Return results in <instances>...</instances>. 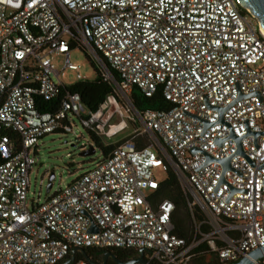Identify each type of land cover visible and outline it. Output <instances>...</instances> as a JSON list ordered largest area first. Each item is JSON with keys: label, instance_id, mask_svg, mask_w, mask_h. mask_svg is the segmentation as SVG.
<instances>
[{"label": "built area", "instance_id": "obj_1", "mask_svg": "<svg viewBox=\"0 0 264 264\" xmlns=\"http://www.w3.org/2000/svg\"><path fill=\"white\" fill-rule=\"evenodd\" d=\"M244 9L236 0H0V264H56L82 247L189 264L199 240L174 233L172 201L151 198L156 167L203 213L211 230L201 240L220 262L264 245V32ZM70 41L115 90L93 111L63 91L50 60L59 53L77 69ZM134 85L146 96L160 89L169 106L135 108ZM37 97L59 100L40 112ZM122 107L137 123L129 135L63 189L28 199L39 138L72 132L75 119L109 138L128 127Z\"/></svg>", "mask_w": 264, "mask_h": 264}, {"label": "trees", "instance_id": "obj_2", "mask_svg": "<svg viewBox=\"0 0 264 264\" xmlns=\"http://www.w3.org/2000/svg\"><path fill=\"white\" fill-rule=\"evenodd\" d=\"M239 7L243 13L246 12L244 8L241 6ZM70 45V48L78 47L81 51H83V46L79 42L70 41ZM87 60L94 70V78L92 80H78L73 84L64 86L63 91L78 93L86 108L93 111L101 102L104 101L107 94L114 93L115 90L112 82L106 81L102 78L100 73L101 71L97 64L95 62H91L88 58ZM109 70L114 79L118 80L115 72H113L110 68ZM58 98L59 97L51 100H43L37 97L36 106L38 111L44 112L55 109L59 100ZM129 101L139 110L161 109L169 106V102L163 98L160 89H157L151 96H146L135 85L131 88ZM87 132L94 143V148H98L100 150L101 158L106 157L108 151L113 147L114 143L104 144L100 136H97L88 130ZM188 197L186 189L180 184L174 173L170 170L166 171L165 178L159 182L158 187L151 193V198H153V200L168 199L172 201L174 209L171 214V221L174 226L175 234L184 238L188 243L193 239L199 240V242L192 249L193 257L190 264H226L220 262L215 254L209 250L206 239L201 240L203 234L209 233L211 229L206 223H204L205 216L202 212L198 209H194L192 212L189 210ZM201 221L203 222L199 227H197V223ZM82 249L89 259L95 263L101 262L104 250H109L121 261H128L135 255H138L137 250L129 248L82 247ZM69 256L70 255H67L56 264H63ZM81 259H83L82 252L76 251L74 254V261ZM107 264L115 263L108 259Z\"/></svg>", "mask_w": 264, "mask_h": 264}, {"label": "rangeland", "instance_id": "obj_3", "mask_svg": "<svg viewBox=\"0 0 264 264\" xmlns=\"http://www.w3.org/2000/svg\"><path fill=\"white\" fill-rule=\"evenodd\" d=\"M254 22L256 21L254 20ZM50 60L59 71V80L67 85L78 81L77 74H80L81 80H92L94 78L95 73L91 64L85 54L77 47L71 48L68 56L69 62L77 65V69H70L66 66L65 55L51 53ZM122 110L124 120L127 122L128 127L120 132L114 133L109 138L105 135L100 136L104 144L120 141L132 132L133 127H137V123L133 124L129 121L124 107H122ZM118 121L119 116L115 115L110 120V124L115 125ZM144 140L146 142L145 137ZM71 144H75V146ZM91 145H94V143L87 130L81 126L77 119L74 120L72 132L66 134L47 133L39 138L36 154L34 155L37 162L29 173L28 199H39V202H41L46 195L58 189H63L79 174L96 166L101 159V153L98 148H96L95 153L92 155H79L81 150ZM51 173L54 175L52 180L49 179ZM153 175L156 180L162 181L166 176V172L161 167H156L153 169ZM48 183L51 184V188L46 192ZM150 191V189H146L145 193H149Z\"/></svg>", "mask_w": 264, "mask_h": 264}, {"label": "water", "instance_id": "obj_4", "mask_svg": "<svg viewBox=\"0 0 264 264\" xmlns=\"http://www.w3.org/2000/svg\"><path fill=\"white\" fill-rule=\"evenodd\" d=\"M239 6L242 8H246L258 21V24L260 28L262 27L264 30V0H236ZM237 141H239V138H237ZM72 146H75V144H71ZM95 148L91 145L86 149H83L79 152V155L81 156H89L95 153ZM193 151L196 150V148L192 149ZM239 151H241L239 147ZM208 159H210L209 156H207ZM223 168L229 167V158L221 160ZM54 175L51 173L49 176V179L52 180ZM51 188V184L48 183L46 186V192H48ZM234 188H231V191H233ZM95 227L92 225L90 227V230H94ZM77 251L76 248H73L70 252L69 258H67L63 264H69L72 261H74V254ZM79 252H82L83 258L89 263V264H107L108 259L113 261L115 264H152L147 261L146 258H144V250L139 249V255L135 258H132L128 261H121L118 258H116L109 250H104L103 257L101 262L95 263L92 262L89 257L84 253L83 249H78ZM264 256V245L258 248H255L248 252L247 257H242L239 260L230 263V264H255L254 260H257Z\"/></svg>", "mask_w": 264, "mask_h": 264}, {"label": "flooded vegetation", "instance_id": "obj_5", "mask_svg": "<svg viewBox=\"0 0 264 264\" xmlns=\"http://www.w3.org/2000/svg\"><path fill=\"white\" fill-rule=\"evenodd\" d=\"M239 260V259H238ZM237 261V260H236ZM233 262H235V261H232V262H227L226 264H230V263H233Z\"/></svg>", "mask_w": 264, "mask_h": 264}, {"label": "bare ground", "instance_id": "obj_6", "mask_svg": "<svg viewBox=\"0 0 264 264\" xmlns=\"http://www.w3.org/2000/svg\"><path fill=\"white\" fill-rule=\"evenodd\" d=\"M261 30L264 32L263 28L261 27Z\"/></svg>", "mask_w": 264, "mask_h": 264}]
</instances>
